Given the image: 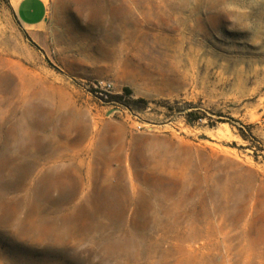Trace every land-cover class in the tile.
<instances>
[{"label": "rangeland", "instance_id": "rangeland-1", "mask_svg": "<svg viewBox=\"0 0 264 264\" xmlns=\"http://www.w3.org/2000/svg\"><path fill=\"white\" fill-rule=\"evenodd\" d=\"M0 264H264V0H0Z\"/></svg>", "mask_w": 264, "mask_h": 264}, {"label": "crops", "instance_id": "crops-1", "mask_svg": "<svg viewBox=\"0 0 264 264\" xmlns=\"http://www.w3.org/2000/svg\"><path fill=\"white\" fill-rule=\"evenodd\" d=\"M8 3L27 35L35 40L47 18L48 0H8Z\"/></svg>", "mask_w": 264, "mask_h": 264}, {"label": "trees", "instance_id": "trees-1", "mask_svg": "<svg viewBox=\"0 0 264 264\" xmlns=\"http://www.w3.org/2000/svg\"><path fill=\"white\" fill-rule=\"evenodd\" d=\"M137 102H142V103H146V101L144 99H137Z\"/></svg>", "mask_w": 264, "mask_h": 264}]
</instances>
